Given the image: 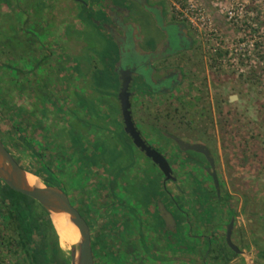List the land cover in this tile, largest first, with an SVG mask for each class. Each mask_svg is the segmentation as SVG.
I'll list each match as a JSON object with an SVG mask.
<instances>
[{
  "label": "rangeland",
  "instance_id": "1",
  "mask_svg": "<svg viewBox=\"0 0 264 264\" xmlns=\"http://www.w3.org/2000/svg\"><path fill=\"white\" fill-rule=\"evenodd\" d=\"M164 1L168 13L184 20L196 39L194 61L188 71L196 74L197 82L201 80L199 103L205 110L200 117L201 127L184 129V125L179 123L184 116L183 109H173L178 99L172 92L153 101V111H145L146 119L153 120L164 130L180 133L189 141L205 143L214 157L220 192L228 193L232 205L228 212L222 205L220 209L218 205H213L212 214L219 212L218 216L223 220L218 222L215 215L207 223L205 229L209 232V246L204 250L199 246L202 250L192 257L195 259L193 264H264V0ZM86 16V12L80 13V17L87 21L73 31L82 40V49L64 54L62 65L64 71L77 70L78 76L86 79L85 85L91 86L93 93L87 96L81 92L71 94L75 104L68 106L72 117L68 119L64 131L55 123L58 111L54 104L56 100L59 102L58 95L65 84L69 87V76L66 75L67 81L64 83L61 82L66 79L65 76L62 80H56V74L60 71L59 61L36 57L37 53H43V44L36 49L39 45L29 43V38L20 33L21 28L7 25V20L1 22L0 66L8 60L14 66H3L0 71V140L25 168L40 169L42 176L62 186L70 201L89 221L90 197L83 196L84 189H80L82 184L74 179L71 171H68L69 167L60 164L57 146L59 134L70 140L76 151L75 157L83 154L85 159L102 167L112 178L120 177L126 184L131 183V187H126L131 189L132 199L138 205H146L151 199L162 196V193L159 172L140 165L141 157L146 158L145 154L123 131L121 121L115 119L114 114H120L116 98L118 81L113 71L105 65L104 56H114V39L117 37H111L105 29L97 28L94 20ZM135 20L140 22L141 18ZM141 22L143 31L150 33L152 26L149 16L143 15ZM69 28L73 30L75 27L72 25ZM18 50L24 53L23 61L7 57L8 51L18 55ZM66 62H72L71 66ZM93 62L97 66H93ZM230 95H234L232 100ZM42 103H45V109H40ZM79 109L84 111L80 113ZM82 122L91 124L95 133L87 137L81 132ZM99 128L104 131L100 133L102 136L97 134ZM162 137L167 142L153 139L154 143L162 144L177 175L180 173L177 168L183 163L177 158H181L182 154L176 149L175 153L172 152L175 145L167 137ZM148 140L151 141L150 138ZM26 142L42 153L40 160L32 154ZM186 152L187 156L196 157L200 162L205 160L204 154L198 151L189 149ZM131 168L137 171L136 177L130 176L128 171ZM198 169V177L211 185L203 167ZM188 171L190 174L191 170ZM193 183L201 190L196 179ZM200 196L205 199L202 193ZM214 200L211 198L210 202L214 203ZM185 208L189 207L186 205ZM209 209L207 207L206 211ZM189 211L187 214L191 215L187 216V223L191 225L196 216L191 209ZM230 214L234 215L231 238L241 249L239 253L230 251L225 243L224 223ZM7 219L0 202V264H28L23 249L3 239L9 234L5 228ZM58 243L70 262L69 240L59 234ZM47 248L49 251L55 250L51 244ZM101 253L100 248L96 249L97 263L105 264Z\"/></svg>",
  "mask_w": 264,
  "mask_h": 264
},
{
  "label": "flooded vegetation",
  "instance_id": "2",
  "mask_svg": "<svg viewBox=\"0 0 264 264\" xmlns=\"http://www.w3.org/2000/svg\"><path fill=\"white\" fill-rule=\"evenodd\" d=\"M73 2L79 7L80 13L86 12L87 19L89 16V19L94 20L93 23L97 28L105 29L111 37H117L114 39L116 42L114 56H104V59L105 65L113 71V75L117 76L118 87L117 68L121 58L126 57L137 67L131 83V90L134 91L131 98V110L134 122L144 138L146 140L152 138L159 142L157 139L163 140L162 136H164L169 142L172 141V145H175L172 152L175 153V149L180 151L183 163L188 162L199 168L203 167L208 174L211 185L201 178L198 181L209 195V200L215 198V204L219 207L222 205L226 212L231 210L232 205L228 193L220 192L219 178V192L217 193L213 178L207 170L209 163L206 157L204 156L205 160L200 162L196 157L187 156L186 150L189 149L179 148L169 134L183 139L185 136L164 130L153 120H146L145 111L147 113L153 111L151 107L155 99L167 97L175 92L178 104L173 106V109L174 107L182 108L184 115L179 123L184 125V129H191L194 126L199 128L202 125L200 117L205 107L199 103L201 99L199 82L201 80L197 82L196 74L188 71L191 62L194 61L196 39L186 22L169 14L164 0H75ZM95 13L97 16H93ZM145 14L151 19L152 31L150 33L142 29L141 21ZM135 18H141L140 22H137ZM82 21L85 23L87 20L83 18ZM58 72L56 80H61L62 75L60 71ZM40 106V109H45V103ZM79 110L81 113V109ZM154 119H156L155 115ZM120 121L119 114L118 122ZM141 127L145 129L141 130ZM81 132L86 134L87 130L82 129ZM148 142L157 150L160 148L161 151H159L165 157L168 156L161 147L162 144L156 145L149 140ZM165 142L167 141L163 140V143ZM144 156L146 158H141L147 160L156 173L159 172L160 191L167 199L160 200V197L156 199L152 197L153 199L148 202L151 208L149 204L138 205L132 199L131 189L128 190L126 187H131V183L126 184L125 180L120 177L114 179L105 170L99 171L100 177L89 194L91 204L87 213L94 264H98L96 249L99 248L105 264H160V261L174 264L175 190L181 192L183 189L177 183L175 166L169 156L166 158L175 175L173 179H165L159 167L146 155ZM87 170L86 176L94 175L91 169ZM84 172L86 170H81L79 174L82 175ZM159 203H162L172 214L175 222L165 221L160 213ZM79 211L82 214L81 210ZM231 217L234 218V215L230 214L224 223L225 230ZM226 245L233 253H239L232 250L227 243ZM161 264L164 263L161 262Z\"/></svg>",
  "mask_w": 264,
  "mask_h": 264
},
{
  "label": "crops",
  "instance_id": "3",
  "mask_svg": "<svg viewBox=\"0 0 264 264\" xmlns=\"http://www.w3.org/2000/svg\"><path fill=\"white\" fill-rule=\"evenodd\" d=\"M79 14L80 9L72 0H0V24L2 21L7 20V25L11 26L13 24L14 27L21 28L20 33L23 34V37L29 38V43H33L34 45L37 43V45H39L36 49H38L41 44H43V53H37L36 57H39V59L55 58V62L59 61L60 74L63 78L64 76L66 77V79H63L61 83L67 81L66 75L69 76V87H67V84H65L64 89H59L61 90V93L58 95L59 102H55L58 111L57 116H55V123L57 127L62 129L63 131L65 129V126L68 125L67 122L69 123L68 119H71L72 117V113L69 110V107L74 106L75 104V101L72 100V97H70L71 94L73 96L77 94V92H81L83 96H87L93 93V89L91 88V86L85 85L86 79H82L80 78V76H78L79 74L77 70L67 69L64 71L65 68L62 65L64 54L76 53L82 49V40L79 39V36L76 37L73 32L75 29H77V27H79V25L83 24V18H80ZM5 15L6 18H4ZM72 25L73 27H75L73 30L72 28H69V26L71 27ZM37 52L41 51L38 50ZM7 53V57L9 59L18 58L22 59V61L25 59L23 57L24 53H22L21 50H18V55L10 53V51H8ZM31 53L33 52H30V54ZM26 58H28V56ZM8 62L9 60L7 61V63H4L2 64V66H0V71L3 66L7 68L14 66L10 65V63ZM66 64L70 67L72 62H66ZM93 66H97L96 63L93 62ZM23 69H25V67H23ZM83 75L85 76L86 74ZM83 111L84 110L82 109L81 113ZM114 115L115 119H117L118 121L119 115ZM146 120L150 121V119ZM82 126L83 131L87 130V137H90V135H93L95 133L93 131L94 127L91 124L82 122ZM103 132L104 131L99 128L97 134L102 136V134L100 133ZM59 138L60 140L57 146L59 148L58 158L61 166L65 165L69 167L68 171H71L74 179H76V181H78L80 185L82 184V187H80V189H84L82 190L83 193L85 192L83 196H89L91 189H93V186H95L97 179L100 177L99 171H102L103 168L92 163L88 159H85L83 154L81 157L79 156V154L75 157L76 151L70 140H67V137L61 134H59ZM150 139V142L154 143V140L152 138ZM177 160L183 161L180 157L177 158ZM140 165L144 166L145 168L148 167L149 169L155 171L153 169V166L149 165V163H147V160H144L143 158L140 159ZM181 165H184V167H182ZM198 168L199 167L194 166L188 162L180 163L179 168H177L180 171V173L177 174V183L182 187L183 190L181 192L175 190L176 230L174 240V264H193L195 259L192 257L201 249L199 246H201L203 250L208 248L209 232H206L205 228L206 225H208L207 223H209V221H212L211 219H213L215 215H219V212L216 211L215 214H212V211L214 209L213 205L217 204L210 202L209 195L203 189L201 183L198 181V179H200L198 177V174H200V170ZM87 169H91L94 175L92 176L90 174L89 176H86L85 173H87ZM81 170H86V172L80 175L79 172ZM188 170H191L190 174ZM128 172L130 176L136 177L137 175V171H135L134 168H131ZM195 179L198 184L201 185V190H198L193 183ZM118 188L119 187L117 186V189ZM200 193L205 195V199H201ZM159 199L166 200L167 198L165 196H160ZM128 201L129 199L127 200V202ZM184 203H186L187 207L189 208H185L186 205H184ZM149 207L151 208V204H149ZM207 207L210 208L208 210L209 213L208 211H206ZM189 209H191L194 216H196L195 218L193 217L195 220L193 224L191 223V225L190 223H187V218L191 215V213L187 214V212H190ZM218 209H220V207ZM217 218L218 219H215L218 220V222H220L222 219L221 216H218ZM189 222H192V220L189 219ZM190 238H192V241H190ZM189 245H192V247ZM179 252H182V254H177ZM161 262H163L164 264L167 263V261H160L159 263L161 264ZM202 262L204 263V260H202Z\"/></svg>",
  "mask_w": 264,
  "mask_h": 264
},
{
  "label": "water",
  "instance_id": "4",
  "mask_svg": "<svg viewBox=\"0 0 264 264\" xmlns=\"http://www.w3.org/2000/svg\"><path fill=\"white\" fill-rule=\"evenodd\" d=\"M137 67L126 57H122L118 63L119 87L117 100L123 129L132 143L150 158L162 171L164 178H175L167 158L150 144L136 126L131 110V98L134 91L131 83ZM234 95L230 96L232 100ZM181 149H191L201 152L206 157L209 166L207 170L211 174L217 193L219 181L214 168V158L207 145L199 141H188L179 136L169 134ZM27 170L10 152L0 140V178L11 188L18 190L37 200L50 214L53 211L65 212L79 231V240L71 243L69 248V264H94L89 225L77 207L70 201L66 190L57 183H45L42 185H30L26 179ZM38 176V175H37ZM42 180V179H41ZM159 210L166 222H175L172 214L159 203ZM51 218V217H50ZM234 218L231 217L225 230V241L235 252H241L240 248L232 241L231 232Z\"/></svg>",
  "mask_w": 264,
  "mask_h": 264
},
{
  "label": "trees",
  "instance_id": "5",
  "mask_svg": "<svg viewBox=\"0 0 264 264\" xmlns=\"http://www.w3.org/2000/svg\"><path fill=\"white\" fill-rule=\"evenodd\" d=\"M31 147L32 154L41 159L42 153ZM27 170L41 177L45 183L52 182L41 175L40 169L26 167ZM0 202L4 206L8 219L5 228L8 235L3 237L25 252L28 264H69L58 243V232L52 224L48 211L34 198L9 187L0 178ZM53 245L49 251L47 245Z\"/></svg>",
  "mask_w": 264,
  "mask_h": 264
},
{
  "label": "bare ground",
  "instance_id": "6",
  "mask_svg": "<svg viewBox=\"0 0 264 264\" xmlns=\"http://www.w3.org/2000/svg\"><path fill=\"white\" fill-rule=\"evenodd\" d=\"M26 179L28 183L32 186L42 185L39 177L33 172H28L26 174ZM51 221L57 232L63 238H67L70 244L79 240V231L77 227L72 223L67 213L53 211L51 212Z\"/></svg>",
  "mask_w": 264,
  "mask_h": 264
}]
</instances>
